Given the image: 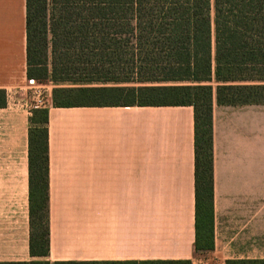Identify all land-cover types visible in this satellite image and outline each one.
Wrapping results in <instances>:
<instances>
[{
  "label": "crops",
  "instance_id": "1",
  "mask_svg": "<svg viewBox=\"0 0 264 264\" xmlns=\"http://www.w3.org/2000/svg\"><path fill=\"white\" fill-rule=\"evenodd\" d=\"M26 12V0H0V263L41 259L30 252L32 112L17 95L29 82ZM48 107L47 259L193 260L194 108ZM213 145V251L233 255L225 262L251 259L253 247L264 249V105L214 99Z\"/></svg>",
  "mask_w": 264,
  "mask_h": 264
},
{
  "label": "trees",
  "instance_id": "2",
  "mask_svg": "<svg viewBox=\"0 0 264 264\" xmlns=\"http://www.w3.org/2000/svg\"><path fill=\"white\" fill-rule=\"evenodd\" d=\"M26 10L28 79L71 84L53 90L52 106L194 108L195 250H213V103L264 105V0H26ZM6 104L0 89V107ZM48 122L49 107L32 110L30 252L41 259L0 264H192L48 260Z\"/></svg>",
  "mask_w": 264,
  "mask_h": 264
},
{
  "label": "rangeland",
  "instance_id": "3",
  "mask_svg": "<svg viewBox=\"0 0 264 264\" xmlns=\"http://www.w3.org/2000/svg\"><path fill=\"white\" fill-rule=\"evenodd\" d=\"M49 74H50V66H49ZM37 84L40 86H43V90H44L43 98L45 99L46 103L48 101L46 107L52 105V95H53V90L55 88L71 86L70 83L57 85L48 77L41 81L40 80L31 81V82L29 81L27 83L26 88L18 92L17 95L18 97L23 98L25 102H27L26 104L28 105V109H30L31 112L33 109H35L34 106L36 104L35 102L36 97L33 95V89H31L30 86L37 85ZM8 99L11 102H16L15 101L16 97L12 93L8 95ZM41 108H45V107H41ZM253 109H258V108H253ZM255 112H258V110ZM254 142L252 146V157H253L252 159H258L259 155H258L257 147ZM202 204H201V207L203 206ZM262 254H264V249L259 248L258 246H255L252 248V258L251 259H264L263 257H261ZM229 256L233 257V255L229 254V252L227 251L224 254H221L213 250L202 251V252L197 253L196 257L192 260V264H226L225 257H229ZM230 259H237V258H230Z\"/></svg>",
  "mask_w": 264,
  "mask_h": 264
},
{
  "label": "built area",
  "instance_id": "4",
  "mask_svg": "<svg viewBox=\"0 0 264 264\" xmlns=\"http://www.w3.org/2000/svg\"><path fill=\"white\" fill-rule=\"evenodd\" d=\"M30 82L33 81V80H29ZM31 89H33V95L36 97V104L34 106V108H41V107H46L47 103L45 101V99L43 98V95H44V90H43V86H40V85H33V86H30ZM25 102V101H24ZM27 103V102H25ZM27 108H28V105L26 104ZM29 111H31L29 109Z\"/></svg>",
  "mask_w": 264,
  "mask_h": 264
}]
</instances>
